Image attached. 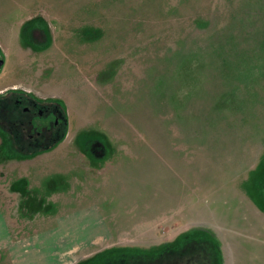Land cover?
I'll use <instances>...</instances> for the list:
<instances>
[{
  "label": "rangeland",
  "instance_id": "1",
  "mask_svg": "<svg viewBox=\"0 0 264 264\" xmlns=\"http://www.w3.org/2000/svg\"><path fill=\"white\" fill-rule=\"evenodd\" d=\"M0 55V115L21 92L67 118L40 184L8 165L43 152L0 134V264L215 263L196 233L234 264L264 240V0H0Z\"/></svg>",
  "mask_w": 264,
  "mask_h": 264
},
{
  "label": "flooded vegetation",
  "instance_id": "2",
  "mask_svg": "<svg viewBox=\"0 0 264 264\" xmlns=\"http://www.w3.org/2000/svg\"><path fill=\"white\" fill-rule=\"evenodd\" d=\"M15 108V112L18 111V114L22 112L21 118L23 117L21 123L19 122L23 128V133L20 131V129H16L17 132L19 131L18 135H20L21 138L28 135L29 138L28 143L18 142L19 147L34 151L43 149L57 140H62L67 129V118L58 108V105L53 108L50 106L41 107L37 97H29L28 95L20 92L19 96L15 100ZM5 116L6 115L4 114L1 115V117ZM40 125L42 126L40 127ZM11 128L12 129H10V132L13 129L15 130V127L11 126ZM5 129L8 130L6 127ZM180 243H186L185 248L195 247L194 243L199 245L197 241H189L188 239H183V241ZM200 245H205L207 247L208 243L204 242ZM190 262L193 261L190 260Z\"/></svg>",
  "mask_w": 264,
  "mask_h": 264
},
{
  "label": "crops",
  "instance_id": "3",
  "mask_svg": "<svg viewBox=\"0 0 264 264\" xmlns=\"http://www.w3.org/2000/svg\"><path fill=\"white\" fill-rule=\"evenodd\" d=\"M5 91H2L0 93L4 94ZM56 146H54L49 150H44V151L43 150L41 151L40 149V151L43 153H38L37 156L30 159H25V160L16 159L10 161L8 167L14 168V171H18L22 173V174H18V177L20 178L16 179L15 182L17 183L19 181H25V183L28 185L40 184L39 180L37 179L32 180V178L29 176L31 174V168H36L40 166L41 163H44L46 158L52 159V155L55 154V152H60L59 149L55 148ZM24 173H27V175ZM7 201H8L7 197L5 195H2V193H0V258L5 254H7L6 251L8 250L10 255L11 254L12 256L14 255L13 259H15L17 256H20L17 250L19 249V246L17 244L20 241L17 240L16 239L17 237L14 236L12 233V232H16V229L14 226L10 224L8 219V215H9L8 211L10 208H8L9 205ZM19 206L21 207V204ZM61 222H62L61 220L58 221L56 225L60 226ZM262 237L264 238V235H262ZM248 244L251 246L250 248L248 247ZM262 247H264V240L262 239L260 241H255V242L243 241L242 246L240 245L238 251L236 252H235V246L232 245L233 254L235 255L234 258L236 260L234 264H264V255L262 254L260 256H257L258 255L257 249L260 250ZM225 251L227 252L228 248H226ZM252 252L254 253V255H252ZM237 253L239 254V257H236ZM226 264H229L228 260L226 261Z\"/></svg>",
  "mask_w": 264,
  "mask_h": 264
},
{
  "label": "trees",
  "instance_id": "4",
  "mask_svg": "<svg viewBox=\"0 0 264 264\" xmlns=\"http://www.w3.org/2000/svg\"><path fill=\"white\" fill-rule=\"evenodd\" d=\"M0 99H2V98H0ZM21 113L22 112H20V114H18V111H17V114H18V116H16L15 115V110L13 109V111H11L10 112V116H5V117H7V118H5L8 122L7 123H5V124H10V126H16L15 125V122L14 123H12L13 122V119H15V118H17V117H21L22 115H21ZM1 116V115H0ZM4 124V125H5ZM13 124V125H12ZM19 124V123H18ZM18 126H21V125H18ZM34 127H35V125H34ZM2 128H3V130H2ZM2 128L0 127V134H1V136L3 137V140H4V146L6 145L7 146V148L9 149V150H14V153H15V155L16 156H20V157H27V156H30V155H34L35 153L33 152V153H31V154H18V149L19 150H23V151H26L24 148H22V147H19V145H18V141L21 139V138H19V137H17V138H12V140H8V138L10 137V134L8 133L9 132V130H6L5 129V127L4 126H2ZM38 128V127H37ZM20 131L23 133V128H22V126L20 127ZM12 135H13V137H14V134L12 133ZM11 135V136H12ZM15 135H17V134H15ZM26 136H24V137H22V138H25ZM6 139V140H5ZM14 139V140H13ZM63 139V138H62ZM61 140V139H60ZM60 140H57L56 142H54V143H52L51 145H49V146H47V147H44L43 149H41V151L43 150H49V149H51V148H53L54 146H56L57 144H58V141H60ZM8 144V145H7ZM17 150V151H16ZM35 152H41V151H38V150H34ZM38 154V153H37ZM15 156V157H16ZM20 182L21 181H19V182H17V184H18V186L20 185ZM23 185H22V187H24L25 186V181H23ZM21 187V188H22ZM197 235H200L203 239H201L202 240V242H207L208 243V246H207V248L209 249V252L212 254V256H213V259L214 260H216V262L215 263H213V264H221V256H220V252H219V249H218V246H217V242L215 241V239H213V240H210V239H207L206 237H204L203 235H201V234H203V233H196ZM190 236H192V235H190ZM190 236L189 237H187L186 239H188V238H190ZM190 240H193V238L192 239H190ZM195 240V239H194ZM193 240V241H194ZM196 241H198V240H196ZM175 246V245H174ZM115 253V252H114ZM117 254V253H116ZM123 254H125L127 257V259L128 260H135L136 258H139V257H142V258H145V261L147 260V259H149L150 260V256H152V254L151 255H145V254H143V253H141V252H138V251H132V250H126L125 251V253H123ZM205 256H206V254H204ZM208 257V256H207ZM210 259V258H209ZM211 260V259H210ZM210 263V262H209Z\"/></svg>",
  "mask_w": 264,
  "mask_h": 264
},
{
  "label": "water",
  "instance_id": "5",
  "mask_svg": "<svg viewBox=\"0 0 264 264\" xmlns=\"http://www.w3.org/2000/svg\"><path fill=\"white\" fill-rule=\"evenodd\" d=\"M5 60L0 55V69L4 66Z\"/></svg>",
  "mask_w": 264,
  "mask_h": 264
}]
</instances>
